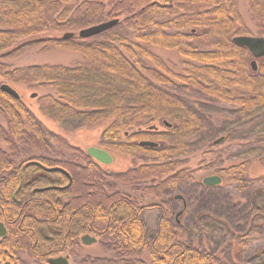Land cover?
Returning <instances> with one entry per match:
<instances>
[{
  "label": "trees",
  "instance_id": "trees-1",
  "mask_svg": "<svg viewBox=\"0 0 264 264\" xmlns=\"http://www.w3.org/2000/svg\"><path fill=\"white\" fill-rule=\"evenodd\" d=\"M245 2L258 37L264 38V0ZM114 19L117 24L101 34L77 36ZM65 33L74 36L63 40ZM237 36L250 34L236 0H0L2 83L51 89L58 99L34 97L40 112L58 125L106 124L103 150L131 151L147 160L124 173L106 174L87 152L49 134L20 98L0 90V222L7 230L0 264H28L22 256L37 264L64 254L76 257L84 249V235L95 238L110 257L85 256L78 264H224L191 243L167 198L189 196L197 186L195 176L217 166L219 159L205 165L218 144L208 139L211 127L199 105L231 107L243 120L264 115V61L252 71L247 50L232 41ZM32 48L67 50L82 60L72 67L10 71L7 62ZM152 49L181 57L179 72H171ZM143 140L157 147L140 146ZM49 142L80 163L48 157ZM257 144L264 147V140ZM33 152L43 156L33 157ZM196 152L199 169L191 171L187 159ZM249 173L250 163L243 162L229 167L220 185L200 182L195 206L205 201L207 191L226 183L245 201L261 184ZM129 186L158 205L140 208V202L118 191ZM187 208L185 203L180 216ZM156 209V230L149 236L143 216Z\"/></svg>",
  "mask_w": 264,
  "mask_h": 264
},
{
  "label": "rangeland",
  "instance_id": "rangeland-1",
  "mask_svg": "<svg viewBox=\"0 0 264 264\" xmlns=\"http://www.w3.org/2000/svg\"><path fill=\"white\" fill-rule=\"evenodd\" d=\"M236 1L237 11L250 36L258 37L245 0ZM45 36L51 37L52 35L47 34ZM151 51L166 64L171 72H179L182 58L176 53L161 49H152ZM248 59L250 60L249 57ZM81 60L82 58L78 54L67 50L43 52L39 48H32L14 60H10L8 65L10 71L17 68L44 65L72 67ZM0 83H2L1 80ZM9 85L18 93L24 106L49 134L65 142L71 149H77L82 153L87 152L90 148L102 149L100 136L106 128V124L96 128H76L72 123L58 125L52 118L40 112L38 101L31 98L35 94L38 98L51 95L58 99L51 89L41 90L16 84ZM175 89L177 88L175 87ZM188 98L191 102H198L196 98L192 97L191 99L190 96ZM198 108L199 112L208 119L209 127H211V137L208 139L213 141L223 139L215 149H212V157L205 160V165L209 168L213 162L219 160L216 161V167L195 176L197 186L190 188L189 196L185 195L188 208L182 216H177L178 212L182 210V203L173 197L183 196V194L173 193L167 198V201L172 204L173 218L187 233L195 247L213 252L224 264H264V147L257 144L258 141L264 140V115L243 120L236 115L237 111L231 107L201 104ZM0 124H4L2 116H0ZM48 147V157L51 159L60 160L64 158L79 162L69 152L60 150L51 142H49ZM109 155L111 162L100 167L104 173L119 174L131 168L130 160L126 155L115 152H111ZM31 156L39 157L43 154L33 152ZM240 160L250 163L249 178L251 181L261 180V184H258L255 190L256 192L244 201L241 195L227 189L226 183L221 190L207 191L208 196L205 201L195 206L194 199L199 193L198 184L202 178L220 173L224 174L229 167L237 164ZM199 162V154L193 153L187 159V168L196 171L199 169ZM118 191L129 198L136 199L141 206L158 205L154 198L142 195V191H131L129 188L121 187L118 188ZM227 200L233 201V203L231 202L232 205L222 206V203H226ZM158 217L159 211L157 209L151 210L143 216L149 236H153L155 233ZM85 256L110 257V254L104 253L100 246L95 243L91 246H84V249L77 252L76 257H70L69 264H78ZM29 264L37 263L29 261Z\"/></svg>",
  "mask_w": 264,
  "mask_h": 264
},
{
  "label": "water",
  "instance_id": "water-1",
  "mask_svg": "<svg viewBox=\"0 0 264 264\" xmlns=\"http://www.w3.org/2000/svg\"><path fill=\"white\" fill-rule=\"evenodd\" d=\"M117 22H118V20L114 19L111 21H107V22L95 25V26L88 27L86 29H82L78 32L77 36L81 39H87V38L93 37L95 35L101 34L105 31L109 30L110 28L115 26L117 24ZM73 36H74L73 33H65L62 35V39L67 40L69 38H72ZM232 41L235 45L246 49L251 54V57L254 60L250 63V67H251L252 71H256L257 65H256L255 60L262 58L264 56V38H262V37H251V36H237V37H234L232 39ZM0 90L3 93L9 95L10 97H12L16 100L19 99L18 93L7 84H1ZM35 96L36 95L33 94L31 96V98H34ZM163 124H164V126L170 127V125L167 122H164ZM221 141H222V138L217 139L215 141V144H218ZM140 145L145 146V147H156L157 146V144L153 143V142H141ZM87 154L91 158H93L95 161H97L98 163H100L102 165H106V164H109L111 162L110 155L103 149L90 148L87 151ZM47 171H51V170H47ZM211 181H213V182L210 183ZM219 182H220V179L218 177H212V178L207 177V178L203 179L204 185H210V184H214V183L217 184ZM177 198H180V197L178 196ZM5 233H6L5 228H4L3 224L0 223V237H4ZM80 241H81V244L83 246H91V245L96 243V239L90 237L89 235L82 236ZM48 264H69V263H68L67 257H57V258L49 259Z\"/></svg>",
  "mask_w": 264,
  "mask_h": 264
},
{
  "label": "flooded vegetation",
  "instance_id": "flooded-vegetation-1",
  "mask_svg": "<svg viewBox=\"0 0 264 264\" xmlns=\"http://www.w3.org/2000/svg\"><path fill=\"white\" fill-rule=\"evenodd\" d=\"M248 52V51H247ZM248 54H249V56L251 57V54L248 52ZM254 59L251 57V60H250V62H249V65H250V63L253 61ZM261 61L263 62L264 61V56L262 57V58H259V59H256L255 60V62H256V65H257V68H258V65L261 63ZM7 64H8V62H7ZM1 84H6V83H1ZM7 85H9V84H7ZM10 86V85H9ZM11 87V86H10ZM12 88V87H11ZM13 89V88H12ZM19 98H20V96H19ZM227 107V106H226ZM222 141H223V139H222ZM221 141V142H222ZM141 142H153V141H141ZM141 142H139V145H140V143ZM220 142V143H221ZM154 143V142H153ZM129 145H130V143H128ZM219 144V143H218ZM141 146V145H140ZM157 147V146H156ZM156 147H153V148H156ZM129 149H131V148H129ZM133 154H132V152L131 151H129L128 152V155H126V157L127 158H129V160H130V164H131V166H133V164L134 165H136V164H143V163H145V162H147V160H146V158L144 157V156H142L141 154H139V155H134V156H132ZM242 160V159H241ZM240 160V161H241ZM238 161V163L237 164H242L243 163V161ZM207 177H218L219 179H220V182L219 183H217V184H210V185H207V186H217V185H220L222 182H223V174H217V175H211V176H206L205 178H207ZM205 178H202V180H201V182L203 183V179H205ZM213 181H211L210 183H212ZM131 191L133 190H135L134 188H133V186H129L128 187ZM178 196H176V198H175V200L176 201H180L181 203H182V207H183V205L186 203L185 202V199H184V197L183 196H179L180 198H177ZM140 208H142V206H139ZM183 211L181 210V211H179L178 212V214H177V216H179L181 213H182ZM143 221H144V219H143ZM1 223V222H0ZM3 224V223H2ZM3 226H4V224H3ZM4 228H5V231L7 232V230H6V227L4 226ZM5 236H6V233H5ZM4 236V237H5ZM4 237H0V243L2 242V240H3V238ZM58 257H67V259H68V263H69V258H70V256L69 255H65V256H63V255H61V256H58ZM55 258H57V257H55ZM20 259H23V260H25L28 264H29V261H33V260H30V259H27L26 257H24V256H22V257H20ZM35 262V261H34ZM2 264H9V261H4ZM47 264H48V262H47Z\"/></svg>",
  "mask_w": 264,
  "mask_h": 264
}]
</instances>
